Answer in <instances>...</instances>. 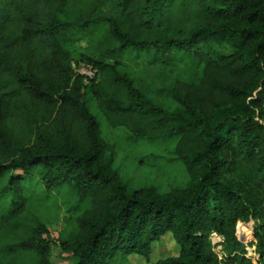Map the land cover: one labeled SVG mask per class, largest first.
I'll list each match as a JSON object with an SVG mask.
<instances>
[{
	"label": "trees",
	"instance_id": "1",
	"mask_svg": "<svg viewBox=\"0 0 264 264\" xmlns=\"http://www.w3.org/2000/svg\"><path fill=\"white\" fill-rule=\"evenodd\" d=\"M98 115L187 183L130 188ZM60 213L66 264H264V0H0V264H54Z\"/></svg>",
	"mask_w": 264,
	"mask_h": 264
},
{
	"label": "rangeland",
	"instance_id": "2",
	"mask_svg": "<svg viewBox=\"0 0 264 264\" xmlns=\"http://www.w3.org/2000/svg\"><path fill=\"white\" fill-rule=\"evenodd\" d=\"M85 41H78L77 46H85ZM154 64V71L159 73L166 70ZM161 66V65H160ZM161 92L159 98L165 97ZM103 137L112 146V167L117 170L121 180L130 188L141 186H154L159 192H166L172 186H183L187 183V175L182 164L174 159L170 149L173 141L136 138L123 128H114L108 125L105 119L98 115ZM67 223V215L60 213L58 222L49 226V239L51 241V258L54 264H66V256L54 244L58 232ZM214 249L221 255L222 240L220 235L212 233L210 236ZM151 260L175 255L178 251L170 233L153 244ZM248 255H252L251 248L247 247ZM137 264H148L141 259Z\"/></svg>",
	"mask_w": 264,
	"mask_h": 264
},
{
	"label": "built area",
	"instance_id": "3",
	"mask_svg": "<svg viewBox=\"0 0 264 264\" xmlns=\"http://www.w3.org/2000/svg\"><path fill=\"white\" fill-rule=\"evenodd\" d=\"M71 67L75 75L83 77L85 81L99 78L98 71L87 63L72 61Z\"/></svg>",
	"mask_w": 264,
	"mask_h": 264
}]
</instances>
